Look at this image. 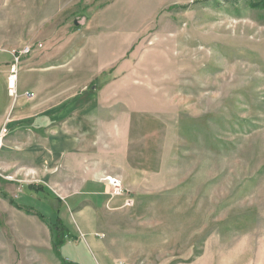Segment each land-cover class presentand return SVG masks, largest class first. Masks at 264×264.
<instances>
[{
  "label": "rangeland",
  "instance_id": "obj_1",
  "mask_svg": "<svg viewBox=\"0 0 264 264\" xmlns=\"http://www.w3.org/2000/svg\"><path fill=\"white\" fill-rule=\"evenodd\" d=\"M231 1L0 0V132L90 97L60 124L86 134L102 173L92 264H264V7ZM26 46L16 77L35 90L16 79L13 98L6 65ZM81 176L73 159H0V264L74 260L53 253L50 207Z\"/></svg>",
  "mask_w": 264,
  "mask_h": 264
},
{
  "label": "crops",
  "instance_id": "obj_2",
  "mask_svg": "<svg viewBox=\"0 0 264 264\" xmlns=\"http://www.w3.org/2000/svg\"><path fill=\"white\" fill-rule=\"evenodd\" d=\"M10 64L6 65L8 69ZM53 67L54 66H51L50 68ZM26 69L28 71H32V69L33 71L35 70V68H29L28 66ZM37 69L40 70L42 68L39 67ZM25 75H30L31 78H34V75L31 73L24 74L23 76ZM18 88L21 91L24 89L28 91L35 90V88L33 86L30 87L29 84L23 86V84L20 83L19 78H17V91ZM93 100V97H91V101ZM56 101L55 105L50 109V112L48 111L47 113V111H45L47 116H51L49 120L46 119L48 122L47 126H36L26 122L27 124H17L13 129L14 132L12 135L7 133L2 140V144L5 141V138L9 137L8 139L10 140L6 141L10 143L11 146L0 147V159H45L52 164L63 159H73L74 166L81 170V177L82 180H84V183H82L81 180L78 185H81L79 186L80 188L87 186V195L82 199L81 193L84 192L80 191V188H78L79 191L77 192V195H74L72 198H70L68 194L65 195L64 198L57 197L63 201V207L60 209L61 213L59 212L58 218L66 226L71 235V238L65 241L60 248V254L63 256L64 252L67 255V258L71 257L74 259L69 260L63 256L62 258L65 259L68 264H92L90 259H95V241L92 234L94 231L96 232L99 227V215H97L96 212H100V209L97 205L101 202L102 195L105 193V190L102 189L101 186L96 185V182L100 180V175L102 173H99L100 175L96 172L92 173V170L89 168V165L92 163L91 161L96 159V155L95 148L88 142L86 134H83L81 129L76 127L69 129L65 124H60L62 121H65V117L69 115L77 116L81 110L86 109L89 112L90 97L85 100L84 96H81L70 106H64L63 102H59L62 101V99L56 98ZM37 109L38 111H36V113L42 111L41 107H38ZM5 111L6 108L0 110V121L5 117ZM13 111L14 113H18L20 109H14ZM28 135L31 140H27ZM86 167L88 169L87 173H85ZM85 203H88L89 206H85ZM91 203L96 207L93 208ZM99 206L102 208L103 204H99ZM65 210L72 213L71 221L66 219V217H64V219L61 217L60 214ZM54 216L56 219V215ZM71 222L75 223L74 229L71 227ZM80 236H82L83 241H80ZM82 253L85 255L81 256ZM86 259H88V261Z\"/></svg>",
  "mask_w": 264,
  "mask_h": 264
},
{
  "label": "trees",
  "instance_id": "obj_3",
  "mask_svg": "<svg viewBox=\"0 0 264 264\" xmlns=\"http://www.w3.org/2000/svg\"><path fill=\"white\" fill-rule=\"evenodd\" d=\"M224 2H232V1L231 0H224ZM235 3H237V0L235 1ZM261 6L264 7V0H258L257 5H255V7H257V8L258 7L260 8ZM26 188L28 190L36 193V194H40V193L44 192V188L41 184H37L36 186H27ZM44 196L47 200L48 199L47 196H49V195L45 194ZM54 200H55L57 207L54 208L50 205L51 206L50 209L56 215V219H55L54 224L52 226H49V230H50V235H51V243H52L53 253L56 255V257L60 258L61 257L60 256V248L63 246L65 238H68L71 235L68 232L66 226L58 218V214L60 212V209L63 207V202L60 199H58L57 197H55ZM49 201H50V199H49ZM16 207L19 210H23L26 214H30V212H33V209L31 207H28V206H19L18 204H16ZM35 215L37 216V218L39 220L44 222V217L41 214L35 213ZM63 264H68V263H66L64 261Z\"/></svg>",
  "mask_w": 264,
  "mask_h": 264
},
{
  "label": "built area",
  "instance_id": "obj_4",
  "mask_svg": "<svg viewBox=\"0 0 264 264\" xmlns=\"http://www.w3.org/2000/svg\"><path fill=\"white\" fill-rule=\"evenodd\" d=\"M30 47L26 46L24 47V49L22 51H12L10 53L12 59H13V63L10 64V68H9V74L7 77V88L9 90V92L11 93L12 97H16V90L13 89V83L15 82L16 85V74H17V63L20 61L21 55H27L30 53ZM7 134V130L3 129L0 132V147L2 146V140L3 138L6 136ZM108 184L112 187V191H111V197H118V196H122V188H121V183L118 179L116 178H107ZM131 203V201L127 198L125 199V206H129Z\"/></svg>",
  "mask_w": 264,
  "mask_h": 264
},
{
  "label": "bare ground",
  "instance_id": "obj_5",
  "mask_svg": "<svg viewBox=\"0 0 264 264\" xmlns=\"http://www.w3.org/2000/svg\"><path fill=\"white\" fill-rule=\"evenodd\" d=\"M13 86V89H15L16 90V85H15V82L12 84Z\"/></svg>",
  "mask_w": 264,
  "mask_h": 264
}]
</instances>
